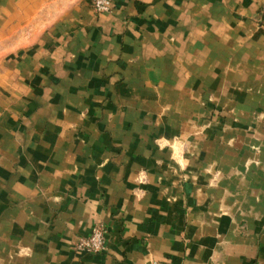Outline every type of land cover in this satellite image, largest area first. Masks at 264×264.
Segmentation results:
<instances>
[{
    "label": "crops",
    "instance_id": "0c3cea01",
    "mask_svg": "<svg viewBox=\"0 0 264 264\" xmlns=\"http://www.w3.org/2000/svg\"><path fill=\"white\" fill-rule=\"evenodd\" d=\"M0 264H264V0H0Z\"/></svg>",
    "mask_w": 264,
    "mask_h": 264
},
{
    "label": "built area",
    "instance_id": "2783aa9c",
    "mask_svg": "<svg viewBox=\"0 0 264 264\" xmlns=\"http://www.w3.org/2000/svg\"><path fill=\"white\" fill-rule=\"evenodd\" d=\"M91 5L97 13L108 11L111 0H92ZM108 228L102 223H95L90 234L78 238L74 248L84 254L102 253L106 249Z\"/></svg>",
    "mask_w": 264,
    "mask_h": 264
},
{
    "label": "rangeland",
    "instance_id": "374dc122",
    "mask_svg": "<svg viewBox=\"0 0 264 264\" xmlns=\"http://www.w3.org/2000/svg\"><path fill=\"white\" fill-rule=\"evenodd\" d=\"M92 0H89V2H91ZM91 4V3H90ZM4 49H8V48H4Z\"/></svg>",
    "mask_w": 264,
    "mask_h": 264
}]
</instances>
